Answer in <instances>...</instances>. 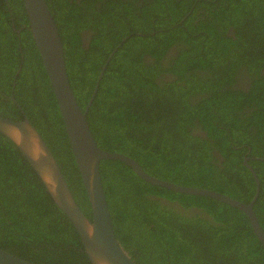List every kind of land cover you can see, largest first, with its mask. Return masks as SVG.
I'll use <instances>...</instances> for the list:
<instances>
[{
	"label": "trees",
	"instance_id": "16d2710c",
	"mask_svg": "<svg viewBox=\"0 0 264 264\" xmlns=\"http://www.w3.org/2000/svg\"><path fill=\"white\" fill-rule=\"evenodd\" d=\"M45 1L81 109L111 53L85 115L97 146L133 158L160 179L243 203L255 188L242 163L249 150L260 158L247 163L259 182L252 209L264 232V0ZM171 45L177 54L165 57ZM243 70L246 89L232 87ZM167 72L175 75L169 82L159 77ZM195 93L201 95L191 101ZM10 95L90 219L22 0H0V116L20 120ZM25 169L0 134V248L28 247L32 240L62 247L75 230L33 181L36 173ZM99 170L114 235L135 264H264V247L240 210L150 185L119 161L101 160ZM152 197L200 211L183 214Z\"/></svg>",
	"mask_w": 264,
	"mask_h": 264
},
{
	"label": "water",
	"instance_id": "95a60500",
	"mask_svg": "<svg viewBox=\"0 0 264 264\" xmlns=\"http://www.w3.org/2000/svg\"><path fill=\"white\" fill-rule=\"evenodd\" d=\"M27 19V30L40 58L48 79L68 145L83 187L89 208L88 219L78 208L68 188L58 163L41 135L24 115L20 105L10 95L22 118L9 119L0 116V134L8 141L11 150H17L33 170L44 187L46 196L60 213H63L75 231H68L64 245L37 244L29 246H2L0 264H135L114 235L100 179V161L114 160L124 163L144 182L185 195H197L214 199L234 207L245 214L251 230L264 247V232L258 224L252 205L259 192V182L254 170L242 163L250 172L255 188L251 199L243 203L223 193L193 186H185L160 179L146 173L133 158L115 151H106L94 141L85 115L95 94L105 63L101 66L92 92L81 109L71 90L64 64L63 48L52 14L45 0H22ZM254 159H260L255 157Z\"/></svg>",
	"mask_w": 264,
	"mask_h": 264
},
{
	"label": "flooded vegetation",
	"instance_id": "af4514ba",
	"mask_svg": "<svg viewBox=\"0 0 264 264\" xmlns=\"http://www.w3.org/2000/svg\"><path fill=\"white\" fill-rule=\"evenodd\" d=\"M22 28H24V26H21V27H19L18 29H16V30H15L16 33H19L20 29H22ZM82 32H83V31H82ZM81 34H82V35H81L82 46L85 48V46H86V44H87V39H88V37H87V35H86L87 32H84V33H81ZM176 54H177L176 46H175V45H171V46L168 47V49H167V51H166V53H165V57H171V58H172V57L176 56ZM105 60H106V59H105ZM104 62H105V61H104ZM162 63L164 64V66H166V65H165L166 61H164V62H162ZM97 75H98V74H97ZM159 77H160L161 80H164L165 82H169L170 80H172V79L175 78V75H173V74L167 72V73H163V74L159 75ZM245 77H246V75H245V72H244V70H243V72H240V74H237V75H236V77H235V82L232 84V87L240 88V89H242V90H245L246 87H247V82H248V80H247ZM203 93H204V92H203ZM200 95H201V94L195 93V94L190 98V100H191V101H194V100L198 99V97H199ZM193 131L196 132V133H198V134L201 133L200 131H198V129H197V131H195V130H193ZM200 135H201V134H200ZM214 154H215V152L213 153V156H214ZM214 157L217 158L218 161L221 160V159L219 158L218 155H215ZM254 158H255V157H251V156L249 155V150H247V151L244 153L243 157H242V161L245 159V160H246V163H247L248 160H250V159H254ZM247 164H248V163H247ZM248 165H249V164H248ZM249 166H250V165H249ZM251 168H252V167H251ZM152 198H154V199H158L159 202H160L161 204H163V205L174 207V208L176 209V211H178V212H180V213H183V214H189V213H194V212H199V211H200V210L195 209L194 207L183 208V207H182V206H181L176 200H171V201H169V200H167V199H165V198H161V197H159V198L152 197Z\"/></svg>",
	"mask_w": 264,
	"mask_h": 264
},
{
	"label": "rangeland",
	"instance_id": "374dc122",
	"mask_svg": "<svg viewBox=\"0 0 264 264\" xmlns=\"http://www.w3.org/2000/svg\"><path fill=\"white\" fill-rule=\"evenodd\" d=\"M238 55H239V52L237 51V53L233 56V59L238 60ZM209 57H211V56H209Z\"/></svg>",
	"mask_w": 264,
	"mask_h": 264
}]
</instances>
